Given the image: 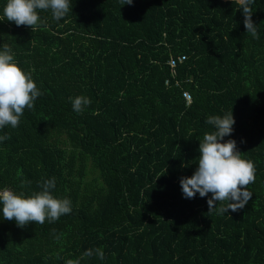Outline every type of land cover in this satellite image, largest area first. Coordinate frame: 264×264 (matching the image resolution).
<instances>
[{"label":"trees","instance_id":"obj_1","mask_svg":"<svg viewBox=\"0 0 264 264\" xmlns=\"http://www.w3.org/2000/svg\"><path fill=\"white\" fill-rule=\"evenodd\" d=\"M251 8L258 39L238 0H70L59 22L38 10L35 32L0 19V50L11 48L42 93L18 127L0 129L10 135L0 189L27 196L54 177L52 194L72 207L24 228L0 213V264H264V0ZM77 96L91 100L80 114ZM231 110L224 142L254 162L255 182L244 209L219 215L208 213L211 194L185 199L180 180L198 167L206 119ZM41 125L49 137L37 142ZM70 149L89 164L68 170Z\"/></svg>","mask_w":264,"mask_h":264},{"label":"clouds","instance_id":"obj_2","mask_svg":"<svg viewBox=\"0 0 264 264\" xmlns=\"http://www.w3.org/2000/svg\"><path fill=\"white\" fill-rule=\"evenodd\" d=\"M119 2L121 6L132 5L133 0ZM254 2L255 0H238L246 33L258 39L257 26L252 20L251 5ZM38 10H50L53 19L59 22L69 13L70 0H7L0 19L6 18L17 27L27 26L35 32L42 23ZM41 95L31 71L26 73L22 70L16 63L11 48L4 45L0 50V129L6 126L18 127L25 109L32 110L35 100ZM70 101L77 114L91 104V100L85 96L70 98ZM206 123L212 126L213 131L206 132L199 140L198 167L193 175L180 180L183 197L193 199L198 193L204 198L211 194V198L207 200L208 213L216 211L217 214L224 215L229 210L238 212L252 199L253 194L248 186L255 182L254 162L241 158L235 140L224 142V138L231 136L234 130L232 110L223 116H209ZM8 138L6 135L0 136V142ZM55 186L53 177L40 184V191L27 196L24 192L17 194L8 188L0 189V213L3 219L15 221L18 227L24 228L30 223L43 225L46 220L55 222L62 215L70 214L71 201L56 198L52 194ZM96 252L103 259V252L99 249ZM84 255L91 256L92 250ZM67 264H79V261L69 260Z\"/></svg>","mask_w":264,"mask_h":264},{"label":"rangeland","instance_id":"obj_3","mask_svg":"<svg viewBox=\"0 0 264 264\" xmlns=\"http://www.w3.org/2000/svg\"><path fill=\"white\" fill-rule=\"evenodd\" d=\"M41 127H45V128L42 129ZM41 127L37 130V135H36V138L34 139V141L41 142L42 139L43 140L48 139L49 136H47V134L44 133V130H46V125L45 126L44 125H41ZM2 134H3L2 136H5L6 135V136L10 137V135L9 134H6L4 132V130H3V133ZM8 139L4 140L3 143H6L8 141ZM49 139H50V141L48 143H52L53 142V139L52 138H49ZM68 153H69V155H68L67 161L64 159V163L66 164L65 166H66V168L68 170L71 169V171H72V170H75V169L78 170V169L83 168L84 167L83 163L85 161L87 162V164H89L88 158H87L86 154H83L81 152V150L70 149L68 151ZM82 172H80L79 175H76V177H74V179H75L74 186H76V187H77V185H82V184L85 183V182L82 181V177H83ZM107 183L110 184V185L105 186L106 189H116V183H115V181L111 177L109 178V176L107 177Z\"/></svg>","mask_w":264,"mask_h":264},{"label":"built area","instance_id":"obj_4","mask_svg":"<svg viewBox=\"0 0 264 264\" xmlns=\"http://www.w3.org/2000/svg\"><path fill=\"white\" fill-rule=\"evenodd\" d=\"M187 57L185 55H181L177 58H171L169 61V65L172 68V72L175 73V68L178 66V64L183 63L184 61H186ZM183 97L187 102V105H190L192 102V95L190 92L188 91H184L183 92Z\"/></svg>","mask_w":264,"mask_h":264}]
</instances>
